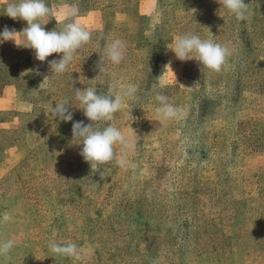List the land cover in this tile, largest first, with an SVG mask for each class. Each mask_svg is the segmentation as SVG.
Listing matches in <instances>:
<instances>
[{"label":"rangeland","instance_id":"1","mask_svg":"<svg viewBox=\"0 0 264 264\" xmlns=\"http://www.w3.org/2000/svg\"><path fill=\"white\" fill-rule=\"evenodd\" d=\"M65 2L78 3L91 32L67 71L52 76L53 54L23 76L0 73L26 91L37 83L29 113L0 115V215L10 217L0 241H14L0 264H264V0H245V21L218 15V0H46ZM55 19L51 31L62 30ZM189 33L229 49L221 71L175 57L170 45ZM110 37L125 42V58L100 75ZM128 85L136 99L101 126L122 130L135 150L116 145L117 159L93 171L72 132L93 122L74 106L73 121H61L53 107L75 89L115 95ZM157 92L179 118L160 120ZM53 240L75 243L79 258L52 253Z\"/></svg>","mask_w":264,"mask_h":264},{"label":"clouds","instance_id":"2","mask_svg":"<svg viewBox=\"0 0 264 264\" xmlns=\"http://www.w3.org/2000/svg\"><path fill=\"white\" fill-rule=\"evenodd\" d=\"M218 2L222 5L218 10V15H223L227 10L237 21L247 19L249 5L245 3V0H218ZM5 12L13 20L26 22L27 27L20 32L5 27L0 31V42L12 41L17 47L31 49L35 53V58L40 62L46 61L53 54H61L58 59L48 61L52 76L65 73L79 54V50L91 39V32L80 23L79 6L75 2H65L58 8L52 9L47 5L46 0H9ZM49 16L55 17L57 22H64L62 30L45 31L44 26L48 24ZM157 23H159V14H156L150 21L151 25ZM109 41L99 57L97 67L100 75L108 73L107 63L118 65L125 58V42L111 37ZM169 49L180 61H198L202 66V71H221L230 55L226 46L214 43L211 39H201L198 35L191 33L177 37ZM169 68H171V62L165 65V72L158 78V81L163 79ZM173 74L175 75L174 72ZM47 79L49 78L46 77L45 80ZM197 86L198 83H194L188 89H195ZM181 87L184 86L181 85ZM112 88H119V84L114 83ZM75 92L79 109L93 123L74 122L72 124L73 138L74 140L79 138L82 141L79 144L82 145L80 155L85 162L90 164L93 171L103 169V165L117 159L116 145H120L125 154L135 150V142L130 140L122 130L111 123L101 126V122L112 121L114 114L122 108L125 99H136V85H128L121 91H117L115 95L112 94L111 88L108 94H100L94 87H86L84 90L75 89ZM154 100L157 102L155 111L160 120L176 119L182 114V109L169 103L167 96L157 92ZM70 106L72 104L68 100L56 104L53 107V115L61 121H73ZM118 163L123 167L125 160L121 158ZM9 219L7 214L0 215V223L7 222ZM13 247L14 241L12 240L0 241V256L10 253ZM48 247L52 253L62 257L79 258L80 256L75 243L61 244L53 240L49 242Z\"/></svg>","mask_w":264,"mask_h":264},{"label":"crops","instance_id":"3","mask_svg":"<svg viewBox=\"0 0 264 264\" xmlns=\"http://www.w3.org/2000/svg\"><path fill=\"white\" fill-rule=\"evenodd\" d=\"M8 2L9 0H0V31L8 27L20 32L27 27V24L22 20H13L6 15L5 8ZM52 21L53 16H49L47 18L48 24L44 26L45 31H51L52 26L50 24ZM35 60L37 59L33 50L17 47L12 41L0 42V73L14 67L17 68L19 76H23L30 69L31 72L35 70ZM20 79L23 78L20 77ZM26 80L29 81L30 79ZM0 85V115L20 111L29 113L32 110V104L28 97L33 96L37 83L31 84L32 88L27 89V91L11 78L1 82ZM6 123L0 120V129L6 128L8 126Z\"/></svg>","mask_w":264,"mask_h":264},{"label":"trees","instance_id":"4","mask_svg":"<svg viewBox=\"0 0 264 264\" xmlns=\"http://www.w3.org/2000/svg\"><path fill=\"white\" fill-rule=\"evenodd\" d=\"M260 86H262V85H260ZM69 102L72 104V106H74L72 108H76V109L79 108V103H78V101H76V99L70 100ZM207 104L208 103H205L203 105V110L206 108ZM258 137H259V139L264 138V132L261 135H258Z\"/></svg>","mask_w":264,"mask_h":264}]
</instances>
